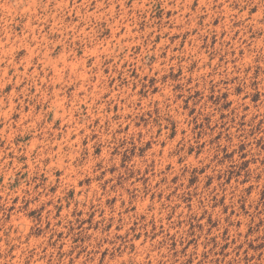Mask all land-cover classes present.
<instances>
[{
    "label": "rangeland",
    "instance_id": "374dc122",
    "mask_svg": "<svg viewBox=\"0 0 264 264\" xmlns=\"http://www.w3.org/2000/svg\"><path fill=\"white\" fill-rule=\"evenodd\" d=\"M0 264H264V0H0Z\"/></svg>",
    "mask_w": 264,
    "mask_h": 264
}]
</instances>
